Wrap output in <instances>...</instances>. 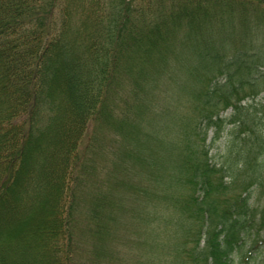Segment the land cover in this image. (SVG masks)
<instances>
[{"label": "trees", "instance_id": "16d2710c", "mask_svg": "<svg viewBox=\"0 0 264 264\" xmlns=\"http://www.w3.org/2000/svg\"><path fill=\"white\" fill-rule=\"evenodd\" d=\"M263 93L264 0H0V264H264Z\"/></svg>", "mask_w": 264, "mask_h": 264}, {"label": "rangeland", "instance_id": "374dc122", "mask_svg": "<svg viewBox=\"0 0 264 264\" xmlns=\"http://www.w3.org/2000/svg\"><path fill=\"white\" fill-rule=\"evenodd\" d=\"M252 102H255V104H261L262 106L264 105V93L263 94H261L258 98H256V99H252ZM56 105V107L57 108H59V109H62V108H64V107H66V103H63V102H60V103H56L55 104ZM65 127H66V129H65ZM68 125L66 124V126H63V131H62V133H60L59 131L57 132V134L54 136V138L55 137H57V135H58V137H63V135H65L66 133H67V131H68ZM66 132V133H65ZM53 135V134H52ZM57 137V138H58ZM51 139H53L52 138V136H51ZM46 144L45 143H43L42 145H41V149L42 150H45L44 148H46V146H45ZM219 143L218 144H216L215 146H214V148L212 149V151H211V153L213 154V155H215L216 154V152H219L220 150H222V146L221 147H219ZM42 151H40V154L42 155V153H41ZM54 154H55V152H54V150H53V148H49V155L47 154L46 155V158H45V160H44V162H50L51 161V157L52 156H54ZM41 155H38L37 156V159H38V161H39V156L41 157ZM46 169H48V166H47V168ZM43 176V175H42ZM40 177V184L45 188V190H46V192H45V190L42 188L41 190H40V192H39V194H38V196H37V198L35 199V201L33 202V205H32V207H31V209H29V210H26L25 208L24 209H22V213L20 214V217L19 218H17V219H14L13 221H11V222H9V223H5V228H2L3 230L5 229L6 231L7 230H12L13 228H15L17 225H19V223H21V222H23L24 220H26L27 219V217H29L32 213L33 214H35V215H37L38 216V219L36 220V223H37V226H40V224H41V222H43V221H51L52 220V218L51 217H48L47 215H44L43 214V210H45V211H47L49 208H48V206L47 205H45L46 203H45V201L46 202H49L50 201V194H52L53 193V191L52 190H54L53 189V182H56L54 179H51V178H47L46 179V177L44 178V177ZM46 185H50L48 188L46 187ZM40 187V186H39ZM52 191V192H51ZM4 215H6V214H4ZM3 217V216H2ZM264 246V245H263ZM262 249V248H261ZM264 251V249L263 250H261V251H259V254L261 253V252H263ZM264 253V252H263ZM263 253H261L260 254V256H263L264 257V254ZM263 254V255H262ZM259 256V257H260ZM263 257H261L259 260H263L262 258ZM132 264V263H131Z\"/></svg>", "mask_w": 264, "mask_h": 264}]
</instances>
